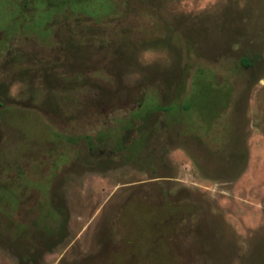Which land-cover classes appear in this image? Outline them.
Here are the masks:
<instances>
[{"label": "rangeland", "instance_id": "1", "mask_svg": "<svg viewBox=\"0 0 264 264\" xmlns=\"http://www.w3.org/2000/svg\"><path fill=\"white\" fill-rule=\"evenodd\" d=\"M21 256L264 264V0H0V264Z\"/></svg>", "mask_w": 264, "mask_h": 264}, {"label": "trees", "instance_id": "2", "mask_svg": "<svg viewBox=\"0 0 264 264\" xmlns=\"http://www.w3.org/2000/svg\"><path fill=\"white\" fill-rule=\"evenodd\" d=\"M241 62H242V64L243 65H245V66H250V65H252V59H250L249 57H243L242 59H241ZM164 109H167V108H164ZM148 113L149 112H146L145 111V113H143V118H145V120H146V122H147V124H148V120H149V116H146V115H148ZM147 126V125H146ZM145 127V126H144ZM138 132H139V134H141V132H140V130H138ZM128 142H126V144H127ZM104 143L102 142L101 143V145H103ZM100 145V146H101ZM121 146V145H120ZM123 146V148H125V143H124V145H122ZM92 150H94L93 148H91ZM90 149V150H91ZM113 155H114V152H113ZM48 235V234H47ZM51 248V247H50ZM26 250H27V252H30V253H32V254H34V258H32V259H30V261L32 260V261H36V255H35V251L33 252V246H30V244H28V247L26 248ZM23 259H20L23 263H28L29 261H27V259H26V261L24 260V256H21Z\"/></svg>", "mask_w": 264, "mask_h": 264}]
</instances>
